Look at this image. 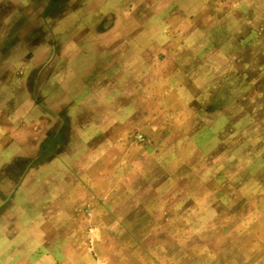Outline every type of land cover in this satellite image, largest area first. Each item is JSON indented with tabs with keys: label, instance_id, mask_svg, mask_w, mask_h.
I'll return each mask as SVG.
<instances>
[{
	"label": "rangeland",
	"instance_id": "obj_1",
	"mask_svg": "<svg viewBox=\"0 0 264 264\" xmlns=\"http://www.w3.org/2000/svg\"><path fill=\"white\" fill-rule=\"evenodd\" d=\"M0 264H264V0H0Z\"/></svg>",
	"mask_w": 264,
	"mask_h": 264
}]
</instances>
